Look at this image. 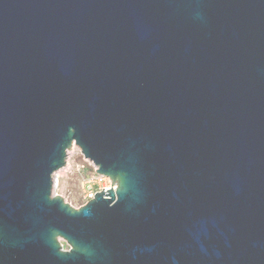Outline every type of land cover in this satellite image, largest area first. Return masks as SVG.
Returning a JSON list of instances; mask_svg holds the SVG:
<instances>
[{
  "label": "water",
  "instance_id": "obj_1",
  "mask_svg": "<svg viewBox=\"0 0 264 264\" xmlns=\"http://www.w3.org/2000/svg\"><path fill=\"white\" fill-rule=\"evenodd\" d=\"M0 264H264V0H0Z\"/></svg>",
  "mask_w": 264,
  "mask_h": 264
},
{
  "label": "rangeland",
  "instance_id": "obj_2",
  "mask_svg": "<svg viewBox=\"0 0 264 264\" xmlns=\"http://www.w3.org/2000/svg\"><path fill=\"white\" fill-rule=\"evenodd\" d=\"M67 161V167L56 177V180L54 179L52 192L61 196L71 206L77 208L86 202L84 190L87 181H90L93 188L110 185L109 180L96 174L93 164L83 157L77 146L73 147ZM61 243L67 248L64 241L61 240Z\"/></svg>",
  "mask_w": 264,
  "mask_h": 264
},
{
  "label": "built area",
  "instance_id": "obj_3",
  "mask_svg": "<svg viewBox=\"0 0 264 264\" xmlns=\"http://www.w3.org/2000/svg\"><path fill=\"white\" fill-rule=\"evenodd\" d=\"M98 175V174H97ZM99 177H102V178H105L107 180H109L110 182V185H105V186H102L103 190H105V187L106 186H109L110 187H114L115 188V185L111 184V180L106 177V176H102V175H98ZM101 187H98V188H93L92 187V184L90 183V181H87V185H86V188H85V193H84V199L85 201H88L89 199L93 198L94 194L97 192V191H100L102 190Z\"/></svg>",
  "mask_w": 264,
  "mask_h": 264
},
{
  "label": "bare ground",
  "instance_id": "obj_4",
  "mask_svg": "<svg viewBox=\"0 0 264 264\" xmlns=\"http://www.w3.org/2000/svg\"><path fill=\"white\" fill-rule=\"evenodd\" d=\"M75 146V145H74ZM74 146H72L70 149H69V151H68V155L71 153V151H73V147ZM68 155H67V159H68ZM67 159H66V162H65V164H64V166L63 167H61L59 170H57L55 173H54V179L56 180V177L60 174V173H62L63 171H64V169L67 167V163H68V161H67ZM109 188V186H106L105 187V190L106 189H108ZM113 189H114V187H112Z\"/></svg>",
  "mask_w": 264,
  "mask_h": 264
}]
</instances>
